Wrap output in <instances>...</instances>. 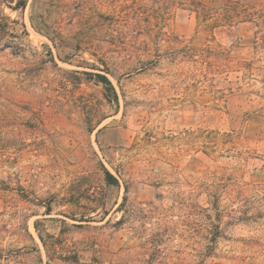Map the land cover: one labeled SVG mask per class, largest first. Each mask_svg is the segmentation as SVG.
Wrapping results in <instances>:
<instances>
[{
  "label": "rangeland",
  "instance_id": "374dc122",
  "mask_svg": "<svg viewBox=\"0 0 264 264\" xmlns=\"http://www.w3.org/2000/svg\"><path fill=\"white\" fill-rule=\"evenodd\" d=\"M0 264H264V0H0Z\"/></svg>",
  "mask_w": 264,
  "mask_h": 264
},
{
  "label": "trees",
  "instance_id": "16d2710c",
  "mask_svg": "<svg viewBox=\"0 0 264 264\" xmlns=\"http://www.w3.org/2000/svg\"><path fill=\"white\" fill-rule=\"evenodd\" d=\"M99 77L101 78L100 82L103 83L107 89L114 90L112 83L106 76H99ZM106 175H107L108 183L110 184L117 183V180L109 172H106Z\"/></svg>",
  "mask_w": 264,
  "mask_h": 264
}]
</instances>
